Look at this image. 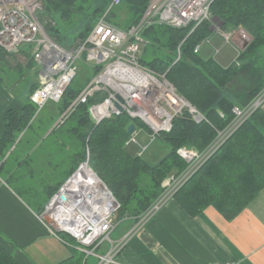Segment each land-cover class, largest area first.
Segmentation results:
<instances>
[{
  "label": "trees",
  "instance_id": "obj_1",
  "mask_svg": "<svg viewBox=\"0 0 264 264\" xmlns=\"http://www.w3.org/2000/svg\"><path fill=\"white\" fill-rule=\"evenodd\" d=\"M110 1L43 0L40 19L47 34L58 44L72 47L85 40L93 22L105 12ZM148 2L120 0L110 10L108 20L126 28L140 19ZM210 12L223 22L221 31L241 28L251 35L249 44L238 50L234 61L226 67L212 57L202 56L200 50L194 52L195 47L211 34L210 21L202 22L192 31L193 24L181 28L154 24L142 33L145 45L139 57L140 63L165 74L179 96L203 117L199 122L195 121L188 108L174 116L170 130L156 136L168 147L164 156L150 162L129 151L128 145L133 143L126 144L130 137L127 126L133 122L148 131L149 128L126 111L112 114L97 123L91 118L89 106L106 98V91L95 92L85 102H75L97 72V69H90L91 74L78 86L73 87L70 83L59 101H49L40 110L28 98L37 83L25 82L22 77L20 93L15 95L11 91L15 97L25 93L21 110L7 109L3 114L0 170L5 166L8 150L20 141L19 136L24 129V133L31 130L38 134L34 125L52 124L67 111L63 122L57 125L58 133L69 141L70 162H74L70 165L69 175L81 163L88 161L119 203L116 221L123 218L136 221L162 193L163 180L186 168L187 162L177 150L190 146L198 152L206 151L219 133L233 124L236 118L233 107L244 109L264 89V0H214L210 4ZM26 54L31 58L29 52ZM5 55L0 48V62ZM46 107L54 112L52 117L39 115ZM263 141L264 110L259 106L224 138L172 197L192 216L213 206L227 220L233 219L264 186ZM4 171L7 173V167ZM61 184L50 188V195H54ZM111 207L107 201L105 208ZM41 211L40 207L38 212ZM57 234L71 248L70 256L57 264H84L85 255L78 248L79 242L66 232ZM0 264H20L2 244Z\"/></svg>",
  "mask_w": 264,
  "mask_h": 264
},
{
  "label": "built area",
  "instance_id": "obj_2",
  "mask_svg": "<svg viewBox=\"0 0 264 264\" xmlns=\"http://www.w3.org/2000/svg\"><path fill=\"white\" fill-rule=\"evenodd\" d=\"M213 1L149 0L140 19L126 28H121L108 20L110 10L120 3V0H111L105 12L93 22L85 40L78 41L72 47H65L49 36L43 27L40 19L43 0H0V48L6 53H14L24 44H32L29 53L32 63H35L37 86L29 93L28 98L36 105L37 110L49 101L57 102L61 99L64 90L76 76V61L82 59L90 69H97V72L77 96L75 102H85L95 92L106 91V98L89 106L91 118L97 123L112 114L126 111L131 117L141 119L148 126L152 141L160 132L170 130L173 117L180 114L184 108L189 109L197 122L203 117L179 96L165 74H159L140 63L139 57L145 45L142 33L145 28L154 24L175 28L193 24L192 31L204 21L212 23L210 4ZM239 33L243 38L244 31L241 28ZM224 37L229 40L233 35L229 33ZM247 38L244 37L242 41L239 38V41L242 43ZM203 41L208 43L209 39ZM200 46L201 44L197 45L194 52H198ZM115 103L120 105L121 110L115 106ZM263 103L264 89L245 109L234 106L233 112L236 118L233 126L228 130L233 131ZM66 113L67 111L57 119L56 125L63 122ZM136 135L137 129L126 144L137 143ZM144 149L143 147L139 154ZM177 153L187 162V167L180 174L169 175L163 180L162 193L142 213V220L152 217L164 201L172 197L187 178L199 168L208 154V152L200 153L190 146L180 147ZM72 178H69V183ZM4 184L5 181L0 176V186ZM102 200L99 199L98 202L101 205ZM51 204L49 203L47 207ZM117 208L118 206L114 205L95 224L89 221L92 218L89 215L85 218L88 222L86 228L76 233L56 224L59 232H66L79 242L78 248L85 255L84 264L88 263L89 257L96 259L95 264H117L115 259L119 251L117 247L111 245L107 252H98L104 243L110 242L109 235L115 228L114 212ZM92 213L91 210L87 214Z\"/></svg>",
  "mask_w": 264,
  "mask_h": 264
},
{
  "label": "crops",
  "instance_id": "obj_3",
  "mask_svg": "<svg viewBox=\"0 0 264 264\" xmlns=\"http://www.w3.org/2000/svg\"><path fill=\"white\" fill-rule=\"evenodd\" d=\"M219 32L225 35L232 31ZM232 43L235 50L243 44L238 38ZM6 67L0 62V68ZM22 103L0 80V136L4 112L20 111ZM44 112L43 117L54 115L48 107ZM56 120L34 125L38 134L31 130L24 133V129L0 170L5 181L0 186V244L20 264H57L71 254L54 221L45 218L47 213L42 216L53 196L50 188L61 182L62 186L76 171L69 175L74 162H70L69 141L58 133ZM262 150L264 157V141ZM141 215L136 221L117 220L110 242L98 252H107L111 245L117 247V264H264V186L231 220L213 206L192 216L173 197L166 199L152 217L142 220ZM95 263V258L88 262Z\"/></svg>",
  "mask_w": 264,
  "mask_h": 264
},
{
  "label": "rangeland",
  "instance_id": "obj_4",
  "mask_svg": "<svg viewBox=\"0 0 264 264\" xmlns=\"http://www.w3.org/2000/svg\"><path fill=\"white\" fill-rule=\"evenodd\" d=\"M212 26L216 27V23L212 22ZM220 30L214 29V31L211 32V34L208 37L209 39L208 43H204L203 40L200 42L202 45L200 49V54L202 56L212 57L214 60H216L221 65L226 66V65H229L235 59L236 54H237L238 49L235 50V47L232 42H235L237 38L238 40L239 38H241V41H242L244 37H248V36L245 33L246 31L242 29L244 31V35L242 38V36H240V33H239L240 31V28H239L236 30H231L232 31L231 33H233L232 34L233 38L226 40L224 35L221 32H219ZM230 40L231 41L233 40V41L231 42ZM31 48H32V44H24L18 51L14 53H6L5 51L2 50V52L6 53V55L3 58V61L5 62L7 67L0 68V80L1 82L4 83L5 86H8L9 89L15 93V95L20 93L19 85H20V82L22 81L23 76H24L25 82L29 81V83H37L36 74L34 73L35 63H32L31 58H28L26 56L27 55L26 52H29ZM76 63H77V73L71 82L72 84L71 86L73 87L78 86L79 83H81L90 74L89 65L86 64L82 59H78ZM17 79H20V80L16 81ZM25 96H26L25 93H23L22 96L16 97V98H18L20 102H23L25 100ZM43 113H44V109L39 115L42 116ZM232 126L233 125H231V127ZM136 129L138 131L137 144L128 145L129 151L134 152L135 154H139L141 152V149L146 146V150L142 152L141 154L144 158H146L150 162L157 161L159 158L164 156L168 147L162 141L158 139H154L151 141L149 131L145 127L136 126ZM229 132L230 131L227 129L226 131L219 133V136L217 137L215 142L210 147H208L206 151H204V152H208L206 158L209 157V155L214 150H216L218 145L221 142H223L224 138L229 134ZM204 152H200V153H204ZM101 198H103V196H101ZM98 202L99 200L96 201V203ZM60 213L64 214L62 210H60ZM45 218L47 220L53 221L51 218H49L48 214L45 216ZM91 258L92 257H89L88 262L91 260Z\"/></svg>",
  "mask_w": 264,
  "mask_h": 264
},
{
  "label": "bare ground",
  "instance_id": "obj_5",
  "mask_svg": "<svg viewBox=\"0 0 264 264\" xmlns=\"http://www.w3.org/2000/svg\"><path fill=\"white\" fill-rule=\"evenodd\" d=\"M129 139L130 137L127 141ZM154 139H157V137ZM132 143L133 142H130L129 144ZM144 148L145 151L146 146ZM98 188L99 180L92 174L91 170L87 166L82 165L67 185L65 190L66 199L64 201H61L60 199L55 200L51 205H49V209L46 213L49 218L53 219L55 224L59 225L61 228L71 230L74 233L79 230H83L88 225L87 219L85 218L89 215L92 216L89 221H92V223L95 224V222L102 219L103 215L111 210L114 205H117L119 208V203H112L104 194L97 192ZM88 192H90V197ZM101 196H103V198H101ZM99 199H103L102 205L96 203ZM107 201H109L112 205L109 209L105 208ZM60 210H62L64 214H61ZM91 210L93 213L87 214ZM74 216L76 217L75 219L73 218Z\"/></svg>",
  "mask_w": 264,
  "mask_h": 264
},
{
  "label": "water",
  "instance_id": "obj_6",
  "mask_svg": "<svg viewBox=\"0 0 264 264\" xmlns=\"http://www.w3.org/2000/svg\"><path fill=\"white\" fill-rule=\"evenodd\" d=\"M212 22L213 23H216V27H211V30L213 31L214 29H216V30H220L221 28H222V25H223V22L219 19V17H217V16H213L212 17ZM246 34H247V36H248V38H247V40H245L244 42H243V44L239 47L241 50H243L248 44H249V42H250V40H251V35L249 34V33H247L246 32ZM233 41V40H232ZM186 103H187V105L188 106H191L190 105V103L188 102V101H186ZM115 106L119 109V110H121V107H120V105L118 104V103H115ZM192 107V106H191ZM136 131V125L132 122V123H130L128 126H127V133L128 134H133L134 132ZM82 165H85V166H87L90 170H91V172H92V174L99 180V188L97 189V192H99L100 194H104L112 203H115V204H117L118 202H117V200L114 198V196L112 195V193H111V191L107 188V186L105 185V183L97 176V174L92 170V168L89 166V163H88V161H86V162H84V163H82V164H80V166L76 169V171L71 175V177H74L75 176V174H76V172L80 169V167L82 166ZM69 180L70 179H68L59 189H58V191L52 196V199H51V201H50V204L51 203H53L55 200H57V199H60L61 201H64L65 199H66V195L64 194V191L66 190V186L69 184ZM88 194H89V197H90V192H88ZM49 209V207H47V209H46V212H47V210ZM45 212V213H46ZM45 213H42V216H44L45 215ZM57 230H58V228H57Z\"/></svg>",
  "mask_w": 264,
  "mask_h": 264
}]
</instances>
